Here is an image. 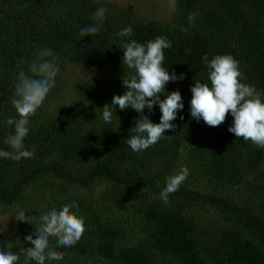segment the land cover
I'll use <instances>...</instances> for the list:
<instances>
[{
    "label": "trees",
    "instance_id": "trees-1",
    "mask_svg": "<svg viewBox=\"0 0 264 264\" xmlns=\"http://www.w3.org/2000/svg\"><path fill=\"white\" fill-rule=\"evenodd\" d=\"M100 7L107 9L100 31L81 37V28L97 23L92 17ZM170 16L157 21L104 0H0V150L12 151L5 139L14 131L7 120L18 118L11 103L18 74L45 47L60 69L56 87L30 117L24 145L33 156L0 157V211H30L39 221L51 207L75 203L71 211L84 218L74 246L49 238L64 259L45 264H264V148L228 131L230 113L218 127L190 114L194 78L210 84L205 54L209 60L231 54L246 78L241 82L264 94V0H176ZM129 26L131 36L117 35ZM157 36L171 41L163 67L185 74L165 86L167 94L180 91L184 108L172 122L175 131L133 152L126 139L140 113L117 106L105 124L102 109L126 91L122 77L132 72L122 63L121 40ZM70 65L94 71L97 81L72 79L65 99ZM144 115L159 123L162 113L157 104ZM180 163L189 174L164 203L160 193ZM34 232L15 220L0 250L19 253Z\"/></svg>",
    "mask_w": 264,
    "mask_h": 264
},
{
    "label": "clouds",
    "instance_id": "clouds-1",
    "mask_svg": "<svg viewBox=\"0 0 264 264\" xmlns=\"http://www.w3.org/2000/svg\"><path fill=\"white\" fill-rule=\"evenodd\" d=\"M169 8L175 11L176 0H168ZM107 9L100 7L93 13V20L97 23L80 29V36H91L101 29L99 21L103 20ZM188 22L194 25L195 14L190 13ZM181 31L188 29L181 27ZM131 26L123 28L117 33L119 37L132 35ZM123 49L122 63L131 74L122 77V84L126 91L114 95L111 105L105 104L102 109L105 124L111 123L112 113L118 106L125 110L129 106L140 113L138 119L134 118V127L130 131L127 145L133 152H141L155 145L165 135L166 130L175 131L176 125L172 123L177 118L178 111L183 110V98L179 90L165 93V86L170 81L183 80L185 74L179 76L173 71L171 74L163 67L164 49L171 47V41L166 37L157 36L153 40L139 43L135 39L121 40ZM208 68L209 83L201 82L195 77L191 86L192 98L190 101V114L193 119L203 120L209 127H218L225 122L228 114L234 118L228 131L237 138L251 141L254 145L264 148V94L258 92L252 85L241 82L246 79L239 69V61L231 54L215 55L211 60L207 54L202 57ZM60 69L56 62V54L45 47L31 63L27 72L18 74L14 87V96L11 100L18 118H9L7 124L14 128L5 143L12 151L0 150V157L19 161L31 158L33 153L25 149L24 140L29 133L30 117L35 115L43 105L46 97L56 87V77ZM165 93L166 98L161 99ZM158 104L162 113L159 123H153L144 110L149 112ZM180 119H183L181 116ZM171 137V136H168ZM183 152V148L180 149ZM187 167L174 175L167 177L166 185L160 193L164 203L168 202L169 194L176 192L181 183L187 178ZM78 205L64 204L59 208L53 206L39 216V223L35 226V239L28 235L25 239L32 247L21 248L19 253L0 250V264H19L21 255L24 264L35 261L36 264H45L46 260H63L64 254L55 248H50L49 238L55 237L56 243L61 247H72L85 232L84 218L71 211ZM17 221L30 223V217L20 210L15 214Z\"/></svg>",
    "mask_w": 264,
    "mask_h": 264
},
{
    "label": "rangeland",
    "instance_id": "rangeland-1",
    "mask_svg": "<svg viewBox=\"0 0 264 264\" xmlns=\"http://www.w3.org/2000/svg\"><path fill=\"white\" fill-rule=\"evenodd\" d=\"M107 2H113L117 6H121L125 8L126 10L130 11V13L134 14H141L143 16H146L148 18L155 19L157 21H163V20H168L170 19V15L172 14V11L169 8L168 0H104ZM68 73L66 77V84L61 90L62 92V97L65 99L67 97H71V81L74 78H77L79 76H89L93 80H96V73L94 71L87 70L85 68H80L77 66L70 65L68 66V69L66 71ZM72 75V78L70 79V75ZM70 86V88H69ZM180 168L175 170L172 175L175 174V172H178L181 170L183 167L182 164L180 163ZM232 189L229 190V194L231 197L234 198H239L237 191H234L233 194ZM242 199L247 200L249 204H252V202L246 197L244 193H241ZM17 212L15 211L14 213L8 212V211H0V247L5 248L4 246V232L7 231L9 232L11 229L14 228L15 226V214ZM26 217H30V223H25L22 222V224L26 227V229L32 228V226L38 225L39 221L36 219V217L30 212L27 211L25 214ZM17 221V220H16ZM29 235V233H28ZM6 239V238H5ZM30 247L29 243L27 242V248ZM172 264V263H171Z\"/></svg>",
    "mask_w": 264,
    "mask_h": 264
}]
</instances>
